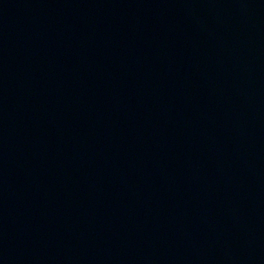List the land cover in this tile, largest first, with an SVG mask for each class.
Here are the masks:
<instances>
[{
  "label": "water",
  "instance_id": "obj_1",
  "mask_svg": "<svg viewBox=\"0 0 264 264\" xmlns=\"http://www.w3.org/2000/svg\"><path fill=\"white\" fill-rule=\"evenodd\" d=\"M0 264H264V0H0Z\"/></svg>",
  "mask_w": 264,
  "mask_h": 264
}]
</instances>
